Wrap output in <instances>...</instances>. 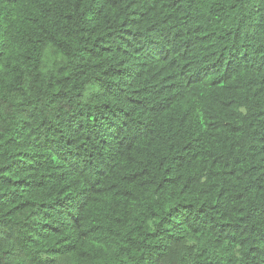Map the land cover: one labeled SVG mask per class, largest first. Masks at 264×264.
I'll return each mask as SVG.
<instances>
[{
	"label": "clouds",
	"instance_id": "1",
	"mask_svg": "<svg viewBox=\"0 0 264 264\" xmlns=\"http://www.w3.org/2000/svg\"><path fill=\"white\" fill-rule=\"evenodd\" d=\"M0 264H264V0H0Z\"/></svg>",
	"mask_w": 264,
	"mask_h": 264
}]
</instances>
